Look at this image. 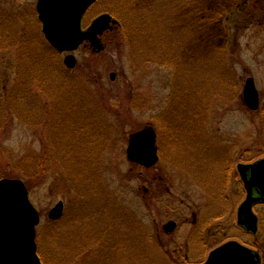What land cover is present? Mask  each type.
<instances>
[{
  "label": "rangeland",
  "instance_id": "obj_1",
  "mask_svg": "<svg viewBox=\"0 0 264 264\" xmlns=\"http://www.w3.org/2000/svg\"><path fill=\"white\" fill-rule=\"evenodd\" d=\"M37 2L0 0V179L28 186L44 263L181 264V247L193 263L229 239L264 249V205L253 237L237 225L240 182L218 189L224 156L236 169L264 157V0H246L227 29L200 32L198 16L181 11L184 0H97L85 25L110 14L120 26L100 53H74V69L67 54L48 50ZM248 78L260 113L244 102ZM146 126L157 131L160 152L148 170L127 157L131 135ZM60 201L64 214L51 221ZM226 210L227 233L207 246L192 239L194 213L201 223ZM172 220L179 227L166 236Z\"/></svg>",
  "mask_w": 264,
  "mask_h": 264
},
{
  "label": "water",
  "instance_id": "obj_2",
  "mask_svg": "<svg viewBox=\"0 0 264 264\" xmlns=\"http://www.w3.org/2000/svg\"><path fill=\"white\" fill-rule=\"evenodd\" d=\"M96 0H38L37 11L43 25V33L58 52H73L84 43L101 52L104 48L101 37L112 31L117 24L111 15L100 16L90 29H82V20ZM76 57L65 59L68 68L76 66ZM115 74L111 75L112 80ZM244 100L248 108L258 110L260 96L255 80L249 78L244 88ZM157 135L152 129H145L131 137L127 150L128 159L146 168L159 161L156 146ZM242 180L248 192L246 201L239 210V224L247 231L257 233L258 220L253 213L257 202H264V159L239 167ZM64 205L60 202L49 217L57 220L63 215ZM40 214L30 199L26 184L20 179L0 180V264H43L38 255L36 228ZM176 223L165 226L174 231ZM205 264H261L259 255L237 241H230L212 251Z\"/></svg>",
  "mask_w": 264,
  "mask_h": 264
},
{
  "label": "flooded vegetation",
  "instance_id": "obj_3",
  "mask_svg": "<svg viewBox=\"0 0 264 264\" xmlns=\"http://www.w3.org/2000/svg\"><path fill=\"white\" fill-rule=\"evenodd\" d=\"M85 20V18H84ZM91 25V24H90ZM83 27H84V21H83ZM90 26L88 27H84V29H88ZM148 126L144 127L147 128ZM143 128H139V130H142ZM231 161L229 163H227L228 165H226V167H224L223 171H224V175L222 176V186H220V188H218L217 183L215 182V185L213 182H211V180H208L202 176H197L198 177V181L203 185V186H208L211 187L214 185V188L216 189V187L218 189L221 188H225V190L228 192L229 189H231L234 185V181H239L240 182V186L242 187L243 192H245L243 184L241 182V179L239 177L238 174H236V166H234V161L232 160V158L230 160H228V158L226 157V162ZM238 167V166H237ZM222 173V172H221ZM205 196L209 199H211V202H216V195L214 193H207L205 191H203ZM227 192L224 194V199H226L228 196ZM152 200V198H151ZM154 201V199L152 200V202ZM151 202V203H152ZM216 204V203H215ZM181 205H183V203H181ZM261 205L260 203L255 205V211L256 208ZM257 213V212H256ZM258 217L260 218V214H258ZM193 216L195 217V232L194 235L192 236V239L196 236V238L199 241V244H202L204 246H207V243L210 241L209 238H211V241H216L217 239H219V236L221 235H217V232L222 230L221 232L227 233V231L230 229L231 226V219L232 215H229L228 211L226 210L225 212L222 213V215L220 216H216L214 219H211L210 221L208 220H203V222L199 223L198 222V218L196 216V214L194 213ZM223 219H225V221H227V224L225 226L222 227H218V222L220 223ZM208 221V222H207ZM260 224V223H259ZM178 229V226H177ZM176 229V230H177ZM260 234V231H259ZM258 234V236H259ZM166 236H170L167 235ZM257 236V237H258ZM255 245L257 246V248L255 247ZM254 248L257 249V251L260 253V258H261V262L262 264H264V249L262 247H260V243L259 242H255L254 243ZM208 254H206L204 256L203 260H200L199 262H189L187 259L189 258V254L187 255L186 253L183 252V248L181 247V259L183 260L181 262V264H202L205 262V260L207 259Z\"/></svg>",
  "mask_w": 264,
  "mask_h": 264
},
{
  "label": "trees",
  "instance_id": "obj_4",
  "mask_svg": "<svg viewBox=\"0 0 264 264\" xmlns=\"http://www.w3.org/2000/svg\"><path fill=\"white\" fill-rule=\"evenodd\" d=\"M228 1L229 0H184L181 6V11L187 12L189 14L192 13L191 15L193 17V13L198 16L197 20L201 25V30H199V32L202 30L205 31L206 29H204V27L213 24H217V26L225 30L227 29L226 22L229 20V18L236 12H240L242 9H244L246 4V0H232L231 3H227ZM209 5L213 6L212 10L215 11L213 12L214 14L208 11ZM216 8L218 9L217 11ZM195 22L198 23L196 20ZM191 27H193V25ZM48 50H51V52L54 51L51 48ZM221 54L222 50L219 49V53L217 56ZM261 125L264 129V122Z\"/></svg>",
  "mask_w": 264,
  "mask_h": 264
}]
</instances>
